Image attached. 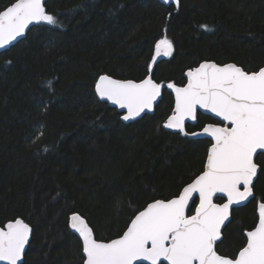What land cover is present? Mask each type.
Segmentation results:
<instances>
[{"label": "trees", "instance_id": "16d2710c", "mask_svg": "<svg viewBox=\"0 0 264 264\" xmlns=\"http://www.w3.org/2000/svg\"><path fill=\"white\" fill-rule=\"evenodd\" d=\"M12 2L0 0V10ZM45 7L63 27L34 25L0 51V226L22 218L32 227L24 264H82L69 214L85 217L98 238L117 237L136 211L192 180L210 145L163 128L173 107L167 90L152 115L123 122L96 96L98 77L144 78L164 35L174 51L153 65L158 82L182 85L185 71L203 60L256 70L264 65V0H180L178 7L159 0H46ZM211 121L200 115L186 129ZM39 125L43 136L33 143ZM257 163L264 166V158ZM254 193L233 208L222 252L238 249L257 220L264 173Z\"/></svg>", "mask_w": 264, "mask_h": 264}, {"label": "snow or ice", "instance_id": "6c2138e0", "mask_svg": "<svg viewBox=\"0 0 264 264\" xmlns=\"http://www.w3.org/2000/svg\"><path fill=\"white\" fill-rule=\"evenodd\" d=\"M163 2L178 7L180 0ZM40 24L63 27L46 10L45 0H13L0 10V49ZM173 51V42L164 35L154 45L143 79L100 75L95 92L126 110L122 119L129 121L153 111L162 93L171 90L174 106L163 127L184 137L210 138L202 170L171 198L153 199L136 211L116 238H98L89 222L73 212L68 227L82 242V264H264V200L258 203V219L242 235V245L230 254L220 250L234 206L255 199L254 181L264 173L257 163L264 158V66L246 70L236 63L203 61L187 69L182 85L158 82L153 65ZM207 114L214 122L202 125L201 131H187L186 122L195 127L200 115ZM42 136L39 125L32 142ZM32 231L22 218L0 226V264H24Z\"/></svg>", "mask_w": 264, "mask_h": 264}, {"label": "water", "instance_id": "95a60500", "mask_svg": "<svg viewBox=\"0 0 264 264\" xmlns=\"http://www.w3.org/2000/svg\"><path fill=\"white\" fill-rule=\"evenodd\" d=\"M161 3H163V4H165V5H169V4H171V3H174V2H169V3H164L163 2V0H159ZM45 2H46V0H45ZM9 6V5H8ZM6 8V7H5ZM47 10V9H46ZM32 26H34V25H31L30 27H29V29L32 27ZM28 29V30H29ZM28 30H26V33L28 32ZM26 33H25V35H26ZM25 35L23 36V37H20V38H18L17 39V41H14L13 42V44L12 45H14L15 43H17L19 40H21L22 38H24L25 37ZM12 45H9L7 48H9L10 46H12ZM7 48H5V49H7ZM5 49H0V51H3V50H5ZM164 58H166V57H160V58H158L157 59V62L159 61V60H162V59H164ZM203 61H213V60H203ZM203 61H201V62H203ZM215 62V61H214ZM200 63V62H199ZM217 63V62H216ZM226 63H234V62H226ZM220 64V63H219ZM222 64H224V63H222ZM238 65V64H237ZM197 66V65H196ZM238 66H240V65H238ZM264 66V65H263ZM195 67V66H194ZM262 67V66H261ZM187 71V70H186ZM185 71V72H186ZM102 75H104V74H102ZM108 75V74H107ZM111 76V75H110ZM113 77V76H112ZM99 78V77H98ZM113 78H115V79H121V78H116V77H113ZM143 79V78H142ZM98 80V79H97ZM131 80H134V79H131ZM141 80V79H140ZM138 81V80H137ZM184 83H186V78H185V82ZM167 91H169L170 93H171V90H167ZM94 92H95V86H94ZM95 94H96V96L98 97V99H100L99 98V96L97 95V93L95 92ZM162 95H163V93H162ZM171 95H172V97H173V106H174V93H171ZM162 98V97H161ZM161 98L158 100V102L161 100ZM101 100V99H100ZM101 101H105V102H107L108 104H110V106H112L113 108H115V109H117V111L119 112V113H121V119H122V116L123 115H125L126 114V110H124V109H120V108H118L117 106H115V105H113L111 102H109V101H106V100H101ZM158 102H157V104H158ZM156 104V105H157ZM156 105L154 106V110L153 111H151V112H146V113H144V114H142V116L141 117H143L144 115H146V114H149V115H152L153 113H154V111H155V107H156ZM201 112H203V110H200ZM170 115V114H169ZM208 116H210L213 120L215 119V118H213L212 117V115L211 114H207ZM141 117H138V118H136V119H134V120H129V121H124L123 119H122V121L123 122H125V123H129V122H133V121H135V120H137V119H140ZM168 117V116H167ZM167 117H166V119H167ZM166 119H165V121H166ZM164 121V122H165ZM164 122H163V124H164ZM194 123H196V122H194ZM209 123H212V122H209ZM163 124H162V126H163ZM186 124H193V122H186ZM164 128V127H163ZM202 128V127H201ZM201 128L200 129H198V130H195V131H201ZM166 130H168V131H171V132H175L174 130H170V129H166ZM192 132V131H191ZM189 138H206V139H210V138H207V137H204V136H200V137H189ZM210 146V145H209ZM208 146V147H209ZM205 160H206V158H205ZM200 173V172H199ZM198 173V174H199ZM197 174V175H198ZM257 179V178H256ZM256 179H255V181H256ZM255 181H254V183H255ZM191 182V180L189 181V182H187V183H190ZM186 183V184H187ZM186 184H184V185H186ZM183 185V186H184ZM253 191H254V189H253ZM254 196H255V193H254ZM252 198H249V200H251ZM152 201V200H151ZM150 201V202H151ZM248 201H246V202H244V204L243 205H245L246 203H247ZM259 202H261V201H258L257 202V204H256V213H257V217H258V203ZM149 203V202H148ZM243 205H241V206H243ZM235 207H240V206H234V208ZM143 209V208H142ZM141 209V210H142ZM75 213H78V212H75ZM72 214V213H71ZM71 214H69L68 215V218H69V216L71 215ZM80 214V213H79ZM81 215V214H80ZM231 217H232V214H231ZM231 217H230V220H231ZM85 218V217H84ZM258 219V218H257ZM130 222V221H129ZM27 223V222H26ZM67 225H68V221H67ZM31 227V226H30ZM32 228V227H31ZM69 228V227H68ZM251 229V228H250ZM250 229H248V230H250ZM69 230L72 232V233H74L77 237H78V234L77 233H75L74 231H72L70 228H69ZM246 231V230H245ZM244 231V232H245ZM31 237H32V234H31V236H30V241H31ZM114 238H116V237H114ZM78 239H79V237H78ZM80 240V239H79ZM80 242H81V240H80ZM30 243V242H29ZM29 245V244H28ZM28 245L26 246V250H27V247H28ZM81 245H82V242H81ZM26 250H25V252H26ZM25 256V255H24Z\"/></svg>", "mask_w": 264, "mask_h": 264}, {"label": "flooded vegetation", "instance_id": "af4514ba", "mask_svg": "<svg viewBox=\"0 0 264 264\" xmlns=\"http://www.w3.org/2000/svg\"><path fill=\"white\" fill-rule=\"evenodd\" d=\"M179 85V84H178ZM211 122H214V121H211ZM207 123H209V122H207ZM206 124V123H205ZM187 125H193V124H186V127H187ZM198 130V129H197ZM195 131V130H194ZM191 132V131H190Z\"/></svg>", "mask_w": 264, "mask_h": 264}]
</instances>
